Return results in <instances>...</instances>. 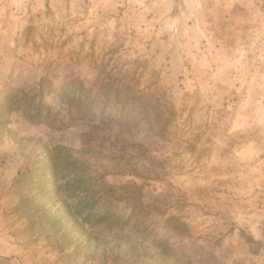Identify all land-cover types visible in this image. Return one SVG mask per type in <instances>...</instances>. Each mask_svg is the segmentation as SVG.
Listing matches in <instances>:
<instances>
[{
  "label": "rangeland",
  "instance_id": "1",
  "mask_svg": "<svg viewBox=\"0 0 264 264\" xmlns=\"http://www.w3.org/2000/svg\"><path fill=\"white\" fill-rule=\"evenodd\" d=\"M71 78L143 93L160 134L119 151L100 114L55 131L5 111L18 89L58 113ZM58 145L98 152L97 197L148 238L86 241L54 195ZM0 264H264V0H0Z\"/></svg>",
  "mask_w": 264,
  "mask_h": 264
},
{
  "label": "trees",
  "instance_id": "2",
  "mask_svg": "<svg viewBox=\"0 0 264 264\" xmlns=\"http://www.w3.org/2000/svg\"><path fill=\"white\" fill-rule=\"evenodd\" d=\"M109 88L111 93H108L107 87L99 92L87 87L83 81L67 79L53 92L54 100H58L55 101L58 113H54L53 105L40 99L39 93L29 97L25 92L12 89L13 94L8 97L10 108L5 111H16L25 122L45 123L55 131L68 130L88 116L100 114L103 118L114 120L119 126V132L112 141L119 151L134 149L143 141L157 138L160 134L157 129L159 116L151 109L152 101H143V93L134 92L124 84ZM19 98L22 99L17 101ZM97 155L98 152L91 149L75 150L63 145L53 148L49 156L48 174L55 185L56 199L70 201L65 203L69 209L68 215L73 216L70 211L75 214V226L84 230L82 233L87 236V242L98 245L114 243L119 249L127 243V230H136L138 235L143 234L148 238L145 234L148 230L145 214L133 210L128 217H122L113 212L110 202L106 200V196L113 191L111 188L97 197L100 193L95 188L96 178L86 170L88 161L97 158ZM164 225L168 226L169 220ZM169 247L165 245L163 249L167 252Z\"/></svg>",
  "mask_w": 264,
  "mask_h": 264
}]
</instances>
